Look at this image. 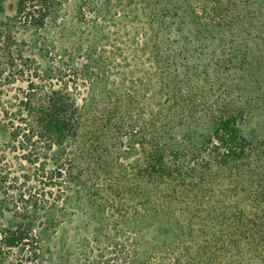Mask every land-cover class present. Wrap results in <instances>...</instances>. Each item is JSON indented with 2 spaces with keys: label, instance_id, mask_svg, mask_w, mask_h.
Returning a JSON list of instances; mask_svg holds the SVG:
<instances>
[{
  "label": "rangeland",
  "instance_id": "1",
  "mask_svg": "<svg viewBox=\"0 0 264 264\" xmlns=\"http://www.w3.org/2000/svg\"><path fill=\"white\" fill-rule=\"evenodd\" d=\"M33 19L3 0L30 69L69 65L82 119H102L83 172L6 155L0 228L31 230L0 264H264V0H40ZM223 119L246 149L220 165Z\"/></svg>",
  "mask_w": 264,
  "mask_h": 264
},
{
  "label": "trees",
  "instance_id": "2",
  "mask_svg": "<svg viewBox=\"0 0 264 264\" xmlns=\"http://www.w3.org/2000/svg\"><path fill=\"white\" fill-rule=\"evenodd\" d=\"M39 2L16 0L20 16L35 21L33 15ZM2 3L0 0V7ZM21 47L19 39L0 22V87L30 73L24 87L0 101V185L6 188L16 183L6 171L10 166L6 156L9 152L33 166L40 176L47 174L49 164L56 176L65 169L85 171L88 163L84 159L96 149L91 139L99 133L91 125L102 119L100 113L82 119L69 65L57 60L46 70H31L30 59L23 56ZM212 134L211 151L207 153L210 159L223 165L245 157L246 139L234 128L232 119L219 121ZM162 159L156 156L154 162ZM30 230L28 225L0 228L1 247H24Z\"/></svg>",
  "mask_w": 264,
  "mask_h": 264
}]
</instances>
